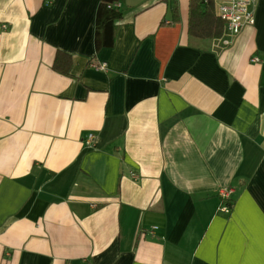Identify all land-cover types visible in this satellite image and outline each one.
I'll use <instances>...</instances> for the list:
<instances>
[{"label": "crops", "instance_id": "obj_1", "mask_svg": "<svg viewBox=\"0 0 264 264\" xmlns=\"http://www.w3.org/2000/svg\"><path fill=\"white\" fill-rule=\"evenodd\" d=\"M99 1L0 0V264H264V0L228 45L119 0L96 51Z\"/></svg>", "mask_w": 264, "mask_h": 264}, {"label": "trees", "instance_id": "obj_2", "mask_svg": "<svg viewBox=\"0 0 264 264\" xmlns=\"http://www.w3.org/2000/svg\"><path fill=\"white\" fill-rule=\"evenodd\" d=\"M118 1H99L96 10L94 33L96 51L114 45L116 22L122 19V13L115 7ZM171 9L173 12L172 22H175L178 18V10L175 5H172ZM223 25V21L214 15L211 5L200 4L199 0H190L188 5V34L191 37L203 40L219 38ZM58 59L59 57H56L54 70L60 73H67V69H61Z\"/></svg>", "mask_w": 264, "mask_h": 264}, {"label": "built area", "instance_id": "obj_3", "mask_svg": "<svg viewBox=\"0 0 264 264\" xmlns=\"http://www.w3.org/2000/svg\"><path fill=\"white\" fill-rule=\"evenodd\" d=\"M200 2L211 5L214 15L223 21L221 39L226 45L230 44L245 27L255 24L258 0H200ZM253 61L257 62L258 59L253 58ZM99 68L103 69L104 65H100ZM89 139H93V135H90ZM220 196L224 202L220 211L229 214L230 192L224 189L220 192Z\"/></svg>", "mask_w": 264, "mask_h": 264}]
</instances>
